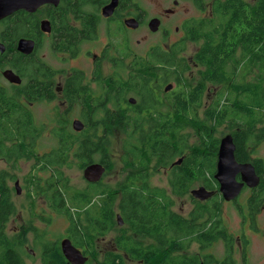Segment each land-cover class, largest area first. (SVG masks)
Segmentation results:
<instances>
[{
  "label": "flooded vegetation",
  "instance_id": "1",
  "mask_svg": "<svg viewBox=\"0 0 264 264\" xmlns=\"http://www.w3.org/2000/svg\"><path fill=\"white\" fill-rule=\"evenodd\" d=\"M165 1L170 2L169 7L163 8L161 2L153 0H58L57 5H42L34 13L20 10L0 20V45L2 46L0 47V87L7 92L0 100V143L2 145L0 164L7 167L16 166L19 161L23 163L34 161L36 165L44 168L36 170L39 180L40 173L53 170L52 173L58 175L57 184H59L62 180H66L60 173L63 169L62 162L66 161V156L72 157V160L66 162L71 163V169L80 170L85 181V188L76 191L77 195L82 194L88 199L90 190L98 189V187L101 189L102 180L112 167L107 154L109 137L113 132V125L108 121L109 119L114 117L206 120L220 113L229 115L230 112L226 111L227 101L236 103L242 96L241 90L238 89L242 81L240 68H235L234 73L226 70L232 69V65L222 70L218 60L211 62L207 53L209 42L214 44L217 36L216 31L209 30L210 26L215 24L210 22L213 9L226 1L237 0ZM238 1L247 5L255 2V0ZM112 4L114 5L110 9V15L102 14L103 9ZM181 4L191 6L192 10L177 25L174 20L178 16ZM43 21L48 23L49 32L41 31ZM152 21H157L156 31L150 28ZM8 25L11 29H8ZM21 39L33 41V49L28 55L17 51V44ZM237 48L242 49L241 45ZM44 49L48 50L47 54H42ZM19 68L23 69L25 74ZM5 70L12 71L21 79V83L17 85L5 80L1 75ZM183 75L188 76L189 79ZM166 87L170 89L165 91ZM231 87L235 89L231 90ZM200 91H202L201 94ZM74 112L76 117L70 121V127L64 125V118H72L70 115ZM18 114L24 120L25 129H18L15 125ZM39 114L53 127L50 128L45 121L41 123ZM74 120H78L83 125L82 130L77 132L72 130L71 124ZM104 120L106 121L103 122ZM219 126H224L233 139L234 133L240 132L238 127L230 128L226 119L220 120ZM86 129L90 131L89 138L96 137L100 141L83 144V139L87 140ZM69 131L74 132L75 138L69 139L70 142L66 143L64 135ZM6 132L11 135H6ZM18 132L25 133L21 136L24 148L19 149L20 157L9 154V149L16 144ZM44 132L52 134L56 143L48 150L41 152V144L39 146L34 142L38 141L40 139L38 136ZM197 136L200 141V136L198 134ZM244 142L246 157L243 159H247L242 163L254 162L264 169V159L260 156L264 138L258 141L252 137H245ZM34 147L38 148L37 153ZM66 148L69 151H66ZM187 152L193 155L194 150ZM235 152L236 149L234 158ZM34 155L43 156V158L38 159ZM123 155L124 160L131 158L129 152ZM180 158L183 159L181 156H176L165 165L156 159H147L145 174L139 175L143 176L141 182L147 190H141L140 195L148 198L150 205L156 201L157 205L163 203L166 208L164 212L167 213L165 223L169 226H181L185 234L182 232L179 239H172V233L163 238L162 234L154 233L155 229L152 230L153 234H148L149 236H137L133 233L136 237H132L122 234L118 239L120 244L124 239H128L129 243L140 248L143 253V259H137V262L135 255L131 254L129 249L123 250V264H126V261H135L138 264H177L173 256L161 255L160 246L171 249H176L178 246L181 248L184 236L188 235V232L194 233V226H196V233H207L200 228L205 226L208 229L213 225L216 227L213 233L222 231V237H229L222 238V244L242 249L240 264H249L246 250L247 244L251 241L246 231H259L252 217L264 212V201L258 200L255 195L261 181L254 188L242 186L240 193L229 201L225 200L220 193H216L220 202L232 208L241 218L239 234L235 235L229 232L220 219L221 206L197 207L191 209L185 216L181 212L173 211V198H180L190 193V196L195 199L190 188L196 181L202 183L204 179H209L206 176L196 174L194 169L188 168L187 173L192 175L193 182L190 181L180 195H176L172 190L168 194L164 190L151 186L149 168L151 161L164 169L169 183V178L175 172L179 169L183 171L181 164H176ZM254 163L252 166L255 170ZM93 164H100L105 169L99 181L95 183L88 181L87 168ZM47 166L50 167L46 168ZM133 172L135 171L132 170L126 174L118 190L107 189L97 195L98 199L94 200L98 203L100 210H103L106 204H111L118 209L112 220L117 219L119 215L123 221L122 225L118 224L119 226L128 225L124 222L119 210L117 200L122 198V192L119 189L126 185ZM187 173L185 174L188 175ZM241 177L242 173L236 176L238 181ZM13 179V185L9 186L11 216L4 225L3 232L13 244L25 248L29 244L35 245L38 241L31 237L30 233L37 230V238L45 235L47 229L61 219L65 213V207L60 206L59 198L55 201L59 203L58 207L46 206L47 195L41 189H46L49 184L44 186L37 180L34 183L28 181L29 185L25 190L17 177ZM209 181L216 182L213 179ZM23 191L22 209L35 214V223L30 226L27 223H21L14 230H8L9 224L16 221L14 218L18 209L13 197L21 198ZM161 193L164 197L163 201H161ZM209 199L196 200L207 203ZM33 204L37 207L34 208ZM211 211L214 212V216L210 222ZM194 216H196L195 222ZM139 217L141 216L136 217V221ZM35 224L39 225L36 229H34ZM212 244L198 248L195 253L202 254L208 251ZM76 249L86 258L84 264H90L91 256L87 255L88 251ZM234 253L235 250L231 254L226 253L222 261L208 254L210 263L200 259L199 264H237L238 262L233 258ZM111 255V250L105 251L102 254V264L107 262ZM175 255H177L176 250Z\"/></svg>",
  "mask_w": 264,
  "mask_h": 264
},
{
  "label": "trees",
  "instance_id": "2",
  "mask_svg": "<svg viewBox=\"0 0 264 264\" xmlns=\"http://www.w3.org/2000/svg\"><path fill=\"white\" fill-rule=\"evenodd\" d=\"M210 22H214L215 24L211 25L209 30H214L217 33L214 44L209 40L207 55L210 57L211 62L217 59L218 63L222 66V70H225L228 65H232V69H226L232 73H234L235 68L240 67L245 72L240 76L242 81L238 87L242 95L240 101L236 103L227 101L226 103V111L230 112V114H216L205 121L212 123L213 126H219V121L226 119L230 128H239L240 132L234 133L233 142L236 149L235 158L238 162L242 163L243 160L247 159H243L246 157L244 154L245 137H253L252 129L264 116V0H255L252 5L244 4L238 0L226 1L223 5L213 9ZM8 29H11L10 25H8ZM239 45L242 47L241 50L237 48ZM237 53L239 57L235 58ZM19 69L21 72L23 71V69ZM248 71L254 77V82L252 83L248 82V78L245 77L247 76L245 73ZM254 71H258V76L257 73H253ZM23 74H25L24 71ZM1 88L0 100L7 94ZM233 89L235 87H231V90ZM201 93L202 91H200ZM255 112L257 113L256 116ZM108 121L112 123L114 132L122 134L124 139L121 149L126 153H130V165L133 171H135L129 176L126 185L119 189L122 192V198L119 200L118 206L124 222L129 225L132 232L137 236H149L148 234H153L152 230L155 229L154 233L158 232L162 234L163 238L166 237L165 235L172 233V239H179L182 232L185 234L184 228L166 224L167 213L164 212L166 208L163 203L157 205L156 201L150 205L148 203L149 199L143 198L140 195V191L147 190V188L141 182L143 176L139 175L145 174L144 170L148 165L147 159H156L165 165L176 156H181L183 159L179 164H181L183 171L179 169L175 172L169 178L168 183L176 195H180L188 187L190 181L193 182L192 175L187 173L188 168L194 169L196 174L204 175L216 181L214 174L216 172V156L220 140L212 137L213 130L211 131L209 126L203 125L200 128V133H198L200 143H198L197 149H194L193 155H189L187 151L190 147L187 136L182 133L183 126L180 118L139 119L113 117ZM23 123V118L18 114L15 118L16 127L18 129H22V127L25 129ZM24 134L18 132L15 139L16 144L12 145L9 149L10 155L20 157L18 156L19 149L24 148V141L21 136H24ZM6 135L10 136L11 134L6 132ZM64 136L66 137L64 140L66 143L75 138V134L72 131L66 132ZM94 141L99 142L100 139L91 137L87 138V140L83 139L82 142L83 144H87ZM174 142L176 145H174ZM0 148L2 149L1 143ZM185 154L186 156H184ZM42 158L43 156L38 157V159ZM65 159L68 161L69 156H66ZM254 166L259 177V182L261 181L255 191V195L258 200L264 201V169L258 167L255 163ZM49 167L47 166L46 168ZM38 168L44 169L40 166ZM184 169H186V172H184ZM5 176V173H0V264H25L15 245L3 232L4 225L11 216L9 186L4 182L6 181ZM209 179H204V182L200 184L209 190L216 189V182H211ZM66 181L67 177L64 182L57 185L49 184L44 193L47 195L48 207H58L59 203H55L58 198L61 200L60 206L65 207V213L62 216H66L68 220V231L72 234L70 235V239L75 238V242L81 241L82 243L83 235L89 239L90 236H93L92 233L94 231L100 233L110 230L114 215L113 205L106 204L105 208L100 210L98 203L94 202L97 195L105 192L107 189H99L98 187V189L90 190V197L87 199L82 194L77 195L76 191L70 190L69 185H66ZM48 189L52 190L51 194H47ZM61 190L62 192L60 193ZM213 198L217 199L218 195L216 194V197ZM163 200L164 197L161 193V201ZM216 206L217 203H214V207ZM138 216L141 217L136 221V217ZM210 216L211 222L214 212L211 211ZM82 219H84V222ZM195 221L196 216H194ZM200 229L207 233H196V226H194L193 232L195 234L188 232V235H185L184 240L181 242V248L178 246L176 249H171L160 246L161 255L168 254L173 256L177 264H199L200 257L183 254L192 243L198 244L201 248L212 243L214 244L222 240V238H229L227 236L222 237V231L213 233L216 229L215 225L209 226L208 229L202 226ZM61 241L53 242L48 240L44 243L41 253L43 264H69L62 255ZM117 247L123 253V250L129 249L131 254L135 255L136 261L143 259L142 250L129 243L128 239H124L122 244L118 242ZM227 247L230 252L232 246L228 244ZM175 250L177 251V255L174 254ZM104 264H123V259L118 256H110Z\"/></svg>",
  "mask_w": 264,
  "mask_h": 264
},
{
  "label": "rangeland",
  "instance_id": "3",
  "mask_svg": "<svg viewBox=\"0 0 264 264\" xmlns=\"http://www.w3.org/2000/svg\"><path fill=\"white\" fill-rule=\"evenodd\" d=\"M157 2H161L163 5V8L169 7L170 2H167L165 0H153ZM192 10V7L189 5L181 4L180 6V11L178 13V16L174 20V23L179 25V21L182 18H186L188 16V13ZM218 22V21H216ZM151 40V39H150ZM48 50L44 49L42 51V54H47ZM239 57V54L237 53L235 58ZM52 62V60H51ZM227 66V65H226ZM240 67V76L245 72L243 69ZM253 73H257L258 71H254ZM246 74V73H245ZM245 76L248 78V82H254V77L252 73L250 74L249 71ZM186 79H189L188 76L183 75ZM186 81V80H185ZM72 118H64V125H68L70 127V121L76 117V113H72L70 115ZM44 117H40L39 114V121L41 123H44V121L47 123L45 119H42ZM181 123L183 125V131L182 133L187 136L188 139V145L190 147L189 151H192L194 149H197L198 143H200L199 138L197 136L198 133H200V128L203 125L209 126L210 129L213 130L212 132V137L220 140L222 137H224L227 134H230L228 130L225 129L224 126H213L212 123H208L207 121L203 120L202 118L194 120V119H187L183 118L181 119ZM48 124V123H47ZM49 127H53V125L48 124ZM115 130L113 129L112 134L109 137V146L107 149V154L109 155L110 158V164L112 167L109 171H107L106 175L104 176L102 180V184L100 186L101 189H108L111 191H116L118 190L119 186L123 183L124 178L126 174L130 171L133 170L132 166L130 165V161L124 160V151H122L121 146L123 143V136L119 132H114ZM89 129L85 130V138H89ZM252 135L254 139L260 141L264 138V116L261 118L260 122H257L256 126L252 129ZM40 139L38 141H35L34 143H38L40 147V151L44 152L48 150V148L56 143V139L53 140L52 134H49L47 132L42 133L40 136H38ZM174 145L176 143L174 142ZM34 151L37 153L38 148L34 147ZM66 151H69L68 148H66ZM186 156V154L184 155ZM260 156L264 159V143L261 145L260 148ZM35 158H37V155H34ZM98 158V156H97ZM178 159V158H176ZM72 160V157H69L70 161ZM70 164L66 161L62 162L63 169L62 176L65 178L67 177L66 185H69L70 190L73 192L83 190L85 188V181L82 178V172L78 169L70 168ZM39 165H36L34 161L31 162H26L23 163L19 161L16 166H7L5 167L3 164H0V173H5V179L4 181L7 186L13 185L12 180H14V177H17L23 187L26 190V187L29 185L30 181L31 183H34L36 180L44 186L50 183L57 184L58 181V175H55L52 173L53 170H47L43 173H40V180L36 176V170ZM151 170V179L150 183L152 187H157L161 190H164L168 194H170V187L166 178V175L164 173V169L157 165L154 161L150 162L149 166ZM64 182L62 180L60 183ZM25 185V186H24ZM19 186V185H18ZM202 185L199 182H194L190 188L191 190L197 189L198 187H201ZM245 186V185H244ZM247 188H251L249 186H245ZM62 188V187H61ZM47 189V188H46ZM43 192L45 189H41ZM215 191V190H213ZM52 190L48 189L47 194H51ZM35 195V194H34ZM216 197V196H215ZM98 199V198H95ZM13 201L18 207L16 210V216L14 219L16 221L11 222L8 226V230H14V228L21 225V223L28 224L29 226L32 223H35L34 218L35 214H32L31 211H26L25 209H22V206L24 204V191L23 195L21 198H16L15 196L13 197ZM119 202V200H117ZM174 202V207L173 211L175 212H181L184 216L191 210L197 207L200 208H206L207 206L213 207L214 203H217V206H221V214H220V219L222 222L225 223L227 226L228 230L230 233H234L235 235H238V230H239V224L241 222V218L234 213L232 208L228 207L227 205H224L223 202H220L219 198H213L210 199L207 203L205 202H200L197 201L196 199H193L189 195H185L180 198H173ZM46 206H48V201L45 199ZM35 205V204H33ZM32 206V203H31ZM37 207V205L34 206V208ZM113 212L114 215L117 214L118 209L114 206L113 207ZM43 213V212H42ZM39 213V214H42ZM83 218V217H82ZM253 220L256 221L257 226L259 227V231L253 232V231H246V235L248 239L251 241L250 243L247 244V257H248V262L249 264H263L264 263V212L257 213L253 217ZM84 222V219H82ZM250 221V217H249ZM113 226V228H112ZM39 227V225L35 224V228ZM69 225H68V220L66 216H62L61 219L56 221L51 227L47 229L46 234L37 238L36 237V231H33L30 233V236L33 238L38 239L37 243L35 245L29 244L25 248H23L21 245H15L18 253L22 257L23 261L25 264H43V259L41 257L42 253V246L44 245L45 242L53 241V242H59L60 240H63L62 238L65 239L69 238L71 233H69ZM246 228V227H245ZM13 232V231H12ZM11 232V233H12ZM134 232H132L131 228L129 225L125 226H118L116 223V219L112 220V224L110 226V230L106 232H100L98 233L97 231H94L92 234L93 236H90L89 239L86 238L85 235H83V242L77 241L75 242L74 239H70L73 246L78 249H84L88 251L87 255L91 256V262L90 264H102V254L105 251H112L111 256L115 257H121L124 259V253L121 252V250L118 249V239L124 234L125 236H133ZM8 234V233H7ZM8 236V235H7ZM8 238V237H7ZM40 240H42L40 242ZM76 240V239H75ZM222 240H219L218 242L212 244L210 246L208 251L202 253V254H196L197 249L200 248L198 244L192 243L189 248L183 252V254H186L188 256H193V257H200L203 261L206 263H210L208 259H210L208 254H211L214 259L218 261H222L226 257L227 254H231L232 251L235 250V253L233 255V258L236 259L238 262L237 264H240L242 262V249L239 247H234L232 246L231 251H228L227 245H224L221 243ZM19 247V248H18ZM175 254V253H174ZM205 254V255H203ZM138 262V261H137ZM126 264H138L135 261L133 262H127Z\"/></svg>",
  "mask_w": 264,
  "mask_h": 264
},
{
  "label": "water",
  "instance_id": "4",
  "mask_svg": "<svg viewBox=\"0 0 264 264\" xmlns=\"http://www.w3.org/2000/svg\"><path fill=\"white\" fill-rule=\"evenodd\" d=\"M114 3V2H113ZM45 4L57 5L58 0H0V20L11 16L13 13L23 10L28 13H34L39 7ZM105 7L102 14L108 16L111 13V7ZM48 23L43 21L41 23V31L49 32L47 27ZM150 28L153 31L157 30V21L150 23ZM2 48V46L0 45ZM33 49V41L21 39L17 44V51L23 55H28ZM2 77L9 83L19 85L21 79L16 76L12 71L5 70L1 74ZM170 87H166L165 91H168ZM72 130L77 132L82 130L83 125L78 121L74 120L71 124ZM234 145L230 135L220 139L217 153V174L215 175L216 182L218 183V192L224 197L225 200L229 201L234 199L242 188V184H238L235 181V175L242 173L243 181L249 187H255L259 184V179L254 174L252 167L249 164L238 165L234 160ZM182 158L179 159L176 164L181 162ZM88 170V181L91 183L98 182L104 173V167L100 164H93L87 168ZM225 176V177H224ZM215 192L207 190L204 187H199L191 191L192 196L200 201H206ZM121 223L120 216L117 217ZM62 255L69 264H84L86 258L71 245L69 239H63L60 242Z\"/></svg>",
  "mask_w": 264,
  "mask_h": 264
},
{
  "label": "bare ground",
  "instance_id": "5",
  "mask_svg": "<svg viewBox=\"0 0 264 264\" xmlns=\"http://www.w3.org/2000/svg\"><path fill=\"white\" fill-rule=\"evenodd\" d=\"M98 55V54H97ZM99 56V55H98ZM193 69V68H192ZM258 76V75H257ZM260 80V79H259ZM263 82V81H262ZM164 85V84H163ZM14 90V89H13ZM13 93V92H12ZM23 128V127H22ZM227 135H229V134H227ZM227 135H225L224 137H226ZM231 136V135H230ZM224 137H222V138H224ZM221 138V139H222ZM231 138H232V136H231ZM232 143H233V138H232ZM233 145H234V151H235V144L233 143ZM218 153V152H217ZM233 155H234V153H233ZM234 160H235V162L238 164V165H245V164H249L251 167H252V169H253V171H254V174L257 176V178L259 179V177H258V175L256 174V172H255V170H254V167L252 166V164L254 163H252V164H250V163H238L237 161H236V159L234 158ZM217 174V163H216V172H215V174H214V178H215V175ZM238 174H241V173H237L236 175H235V181H236V183H238V184H242V186H244V185H246V183L243 181V178L241 177V180L240 181H238L237 180V178H236V176L238 175ZM243 175V174H242ZM225 177V176H224ZM251 188H254V187H251ZM241 190V189H240ZM213 196V195H212ZM211 196V197H212ZM210 197V198H211ZM117 217H119V215H117ZM121 219V218H120ZM116 223H117V225L118 224H120V225H122V223H123V221H122V219H121V223L119 222V220L118 219H116ZM119 226V225H118ZM121 227V226H120ZM65 239H68V238H65ZM70 240V239H69ZM71 242V241H70ZM71 245L73 246V244H72V242H71ZM74 247V246H73ZM75 248V247H74Z\"/></svg>",
  "mask_w": 264,
  "mask_h": 264
},
{
  "label": "clouds",
  "instance_id": "6",
  "mask_svg": "<svg viewBox=\"0 0 264 264\" xmlns=\"http://www.w3.org/2000/svg\"><path fill=\"white\" fill-rule=\"evenodd\" d=\"M180 159H181V158H180ZM177 161H178V160H177ZM216 184L218 185L217 182H216ZM201 187H204V186H201ZM198 188H199V187H198ZM204 188H205V187H204ZM207 190H209V189H207ZM210 191H213V190H210ZM213 192H215L214 195H215L216 193H219V192H218V188H216L215 191H213Z\"/></svg>",
  "mask_w": 264,
  "mask_h": 264
}]
</instances>
